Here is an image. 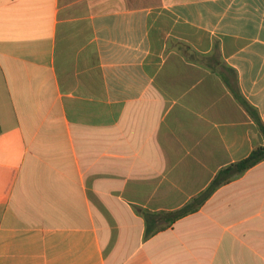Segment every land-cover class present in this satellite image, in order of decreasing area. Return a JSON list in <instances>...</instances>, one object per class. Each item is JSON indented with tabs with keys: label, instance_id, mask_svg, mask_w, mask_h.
Wrapping results in <instances>:
<instances>
[{
	"label": "crops",
	"instance_id": "obj_1",
	"mask_svg": "<svg viewBox=\"0 0 264 264\" xmlns=\"http://www.w3.org/2000/svg\"><path fill=\"white\" fill-rule=\"evenodd\" d=\"M229 68L233 69L230 70ZM264 0H0V264H264Z\"/></svg>",
	"mask_w": 264,
	"mask_h": 264
},
{
	"label": "trees",
	"instance_id": "obj_2",
	"mask_svg": "<svg viewBox=\"0 0 264 264\" xmlns=\"http://www.w3.org/2000/svg\"><path fill=\"white\" fill-rule=\"evenodd\" d=\"M229 69L233 70L231 68ZM230 88L234 97L252 116L255 124L264 138V122L259 114L258 109L252 106L243 97L239 90L238 83L236 87L230 86ZM263 161L264 145L256 147L247 158L220 170L210 185L182 208L175 211H163L158 213L144 210L142 212L146 223L144 239L147 240L151 238L155 234L172 227L178 220L197 212L220 187L233 182L235 179Z\"/></svg>",
	"mask_w": 264,
	"mask_h": 264
}]
</instances>
